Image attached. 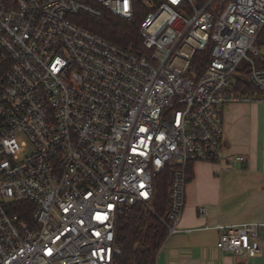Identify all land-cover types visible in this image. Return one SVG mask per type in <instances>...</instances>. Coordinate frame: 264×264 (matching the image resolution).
<instances>
[{"label": "built area", "instance_id": "built-area-1", "mask_svg": "<svg viewBox=\"0 0 264 264\" xmlns=\"http://www.w3.org/2000/svg\"><path fill=\"white\" fill-rule=\"evenodd\" d=\"M94 2L135 18L134 0ZM142 2L138 53L77 25L103 15L85 2L0 0V264H114L119 217L150 206L162 172L173 169L170 237L190 164L246 162L225 156L224 112L264 103V0ZM261 227L217 226V248L255 258Z\"/></svg>", "mask_w": 264, "mask_h": 264}, {"label": "crops", "instance_id": "crops-1", "mask_svg": "<svg viewBox=\"0 0 264 264\" xmlns=\"http://www.w3.org/2000/svg\"><path fill=\"white\" fill-rule=\"evenodd\" d=\"M225 156H243L245 163L192 164L194 177L186 188L179 229L167 238L157 264H264V227L255 258L238 257L217 248V226L264 223V103L228 105ZM206 208V213L200 209Z\"/></svg>", "mask_w": 264, "mask_h": 264}, {"label": "trees", "instance_id": "trees-1", "mask_svg": "<svg viewBox=\"0 0 264 264\" xmlns=\"http://www.w3.org/2000/svg\"><path fill=\"white\" fill-rule=\"evenodd\" d=\"M77 1L103 11L101 17L80 15L74 18L77 25L121 48L132 49L138 53L144 52L141 26L149 10L142 0H134L136 14L131 22L110 14L94 0ZM260 41L264 44V29L260 34ZM210 54L211 46L195 55L190 68L192 75L196 77L202 75L208 65ZM236 89L243 95L259 94L255 88L243 81H238ZM172 175L173 169H167L156 178L154 198L150 206L138 204L124 209L117 224V241L123 252L115 258L114 264H157L158 254L168 238ZM188 175V181H191L194 177L192 164L188 166Z\"/></svg>", "mask_w": 264, "mask_h": 264}]
</instances>
